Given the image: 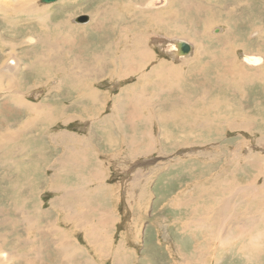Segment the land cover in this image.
I'll list each match as a JSON object with an SVG mask.
<instances>
[{"label":"rangeland","instance_id":"obj_1","mask_svg":"<svg viewBox=\"0 0 264 264\" xmlns=\"http://www.w3.org/2000/svg\"><path fill=\"white\" fill-rule=\"evenodd\" d=\"M36 1L34 0L36 5L43 4L40 0ZM60 1L62 0H57L49 4L53 6L61 5L62 2ZM71 1L73 3L78 2V5H75L76 8L74 7L72 9V5L69 4ZM99 1L103 0H67L62 3L63 7H61V10L57 11L59 14L56 12L57 15L54 14L53 16H58L59 18L66 17L69 15L65 13H70L74 10L73 15H70L71 18L68 17L70 24H73L72 26H82L89 22V11L91 12L96 8H99L97 6L92 8L91 5H96ZM144 1L146 0H110L111 4L117 2L118 12L115 15H110L112 12H109L107 15L110 16L106 15L105 25H102L101 28L92 27V32L88 31L85 33L84 31H69L66 28L64 30V27L60 25V29L56 27L55 33L51 32L50 36H46L45 33H42V28H40L41 24L38 23L34 16L19 12L14 13L10 10H5V8H1L0 40H2L0 41V67L5 65L8 57L14 55L17 57V62H20L21 70L19 68L16 77H13V81L6 79L4 76H0V98L3 97L4 99L3 92L5 91H3V89L6 87L9 90V92L6 93L15 91L18 94L17 91L19 90L26 100L33 102H44V100H47L49 105H51L49 107L52 109L57 107L59 111L67 105L66 99H72L78 92L77 89H72L71 86L68 85V82H72V80L89 83L92 79V86L102 88L101 90H103V92H108L111 96L117 95L118 90L116 85H114L116 80L120 81L121 79L120 84L124 87H127L130 84H135L134 89H136L139 86L138 82H140V84L146 82L143 80L137 81V74L140 71H138L137 64H133L134 67L136 66L135 68H137V70L132 73L125 71V68H122L121 70L116 64L107 67V70L104 68L106 67V64L104 67L102 65L103 62L111 59V57L109 58V54H103V52L108 53L107 45L116 37L111 29L116 26V34H129V37L144 33V37L141 38V35L139 34L137 39L140 37L141 40H147L148 42L151 41L150 37L154 34H161L166 37H183L187 40V42H184L185 44L183 47L189 46L190 50L189 44H192V54L186 57L184 61L178 62V65H183L185 63L182 70L180 69V77L177 75V79L180 81L181 76H183L182 81L180 84L177 83V85L181 86L180 92L187 98V102L182 106L185 111L182 110L180 113L182 116L186 117V119L191 120L193 118L192 120H195V122L197 121L196 123L202 121V116L208 117L209 121H214V125L223 128L221 132L222 138H224L218 143L217 137L213 136L210 131L208 133L207 131H203L204 134L201 135L197 132H193L195 136H187L183 138L179 133V129L175 128L171 123L169 128H171L173 132L170 139L167 138L165 140L161 139V136H158L159 141L157 142L155 141V136H157L155 133L158 132L155 131L152 133L154 135L152 136L153 144L154 142L155 144L153 147L154 149L152 148V151L149 152L150 154L131 152L123 143V135L115 136L119 143L116 149L111 150V147H108V143L104 142V140L100 142L95 138L93 143L86 142V137H88V135L90 136L89 133L93 132V130L88 129V127H91L90 123L96 121V123L105 125L106 123L102 121V118L107 117V112L110 114L109 110L105 108L101 111L103 107L101 108V106H98L96 103L94 105L85 104L78 108L70 106L66 111L63 109V116L65 118H69L70 115L76 114V119H70L73 121L72 123L65 125L61 118L58 116L54 117V120L58 118L57 122L54 123L53 120V123L49 125L47 130H43L45 134L44 136H41L39 133L34 134L39 140L35 142L25 138L28 142V148H31L29 151L28 149L26 151L23 147L25 139H21L20 142L19 137H17L11 145L12 150L15 152V164L19 173V176L16 178V185L14 186L19 187L22 185V187L10 192L8 190L6 193L4 190L6 183L0 184V253H2L3 256L8 257V261L1 264H84L85 261H88L87 264H165L164 256L161 255L159 258L155 259L153 253L149 254L147 246V219L148 211L153 201L152 193L154 177L157 175L187 176V174H196L197 176L202 174V172H204L205 175L206 171H208V169L202 170L205 164L212 165L209 169L208 176L216 174L219 176L221 172L230 169V164H227V153H222V151L219 152V148L221 147L225 152H229L230 149L238 144V142H240V144L238 146L239 149L237 150L238 153L236 151L237 156L239 155V151L243 154L245 146L248 145V148L249 146L252 148L253 156L259 155L261 158L264 157V142L261 143V141H257L264 135V0H156L154 9H147L145 11L150 12L158 10V13H162L159 15V21L157 22L158 25L154 24L155 21H153L154 23L152 24L146 19L154 17L138 13L143 10L137 8L136 5L143 3ZM55 3H57V5ZM101 6H103L102 3ZM185 6L186 9L182 10V12L181 9ZM104 7L110 10L108 6ZM125 8L126 11H124ZM86 10L87 12H85ZM119 11L122 12L120 13ZM118 14L121 16L119 17ZM178 14L180 17L179 20L177 17ZM84 15L87 16V20L76 21ZM138 15L145 16L146 18H140L139 20ZM9 16H13V19ZM127 16L130 17L128 18ZM163 18L171 19L172 23L167 24L162 22L161 20ZM175 21H178V24L182 26L184 25L185 34L184 31L171 29L175 26ZM217 29L218 31H215ZM59 33H61V35H59ZM40 35L44 36L46 43L39 40ZM45 36L49 40H47ZM129 37L127 36L126 41ZM64 38H66V40H64ZM74 42L77 44V47H80L79 49H81L78 56L80 60L79 62L73 61L72 59L74 57L71 58V54L75 51L73 46ZM44 45H46V47H44ZM49 45H52L53 47L51 46V48ZM242 53L248 54L249 57H259L261 61L258 64L251 65L241 59ZM163 56L166 60L172 61L169 56ZM117 57L118 56L116 55L112 58L115 59ZM101 59L103 60L102 64ZM40 61L42 63L44 62L47 66H45L44 63L42 65ZM85 61L87 62L85 63ZM174 61L175 60H173V62ZM186 62H188V65ZM149 64L145 67V70L146 68H150ZM234 65L241 67V69L243 68L242 70L245 72L247 71V73H252V79L256 80L250 81L249 83L234 84L232 87H229L228 83H220L221 85H219V87L217 81L220 79L221 82H223L225 80L224 77L235 82H238L241 79V76L231 69ZM31 66L32 68H30ZM1 70L2 69L0 68V71ZM97 71H103L104 75H96ZM69 75L71 76L69 77ZM115 76H118L119 78H116ZM59 77L64 78L62 81L64 84H61V87L58 88L59 84L54 86L55 84L53 83L54 80L56 81ZM101 78L103 79L101 80ZM247 78L250 79L249 76ZM150 79H152V77ZM14 80L17 82H14ZM198 83L203 88H200ZM195 87H198V89ZM238 87L241 88V90H239ZM55 88L57 90H55ZM213 88H215V90H213ZM205 90L208 91L206 94L204 93ZM171 91H173L171 93L174 95L178 89L174 88V90L172 89ZM27 93L30 94L28 95ZM190 93L193 94L192 97ZM187 94L189 96H187ZM215 99L220 102V105L216 109L212 107L215 105L214 103L218 102ZM202 100L205 102L203 101L202 103ZM221 100L224 102L222 103ZM106 103L107 101L102 106H105ZM110 103L111 100L109 101V109L113 108ZM0 105H2L1 99ZM92 105L95 108L92 107ZM203 107L208 110L203 109ZM241 107L242 109H240ZM84 108L89 110V114L88 112L82 113ZM192 108H194V110H192ZM196 110H199V112H194ZM217 111H219L218 114L221 118L217 117ZM239 111H243L247 114L248 120L246 119V121L251 122L250 126L254 125L252 127L255 129L252 127V131L227 129V123L225 120L233 119L234 114ZM24 114H27V111L24 112ZM51 114L52 113L50 112V116ZM194 115H197V117H193ZM17 116L18 114L12 113L10 115V121L14 120L15 122H18L19 117ZM96 118L100 120L98 121ZM240 121L241 120H238L237 122ZM258 127L260 130L262 129V132L257 131ZM66 132L79 137L75 147L73 145L71 146V143L69 142L60 141L58 133L64 136ZM84 132H87V134H84ZM94 133L97 138L100 136V131L95 129ZM103 134L104 133H101V135ZM33 142L36 144H32ZM211 142L218 143L220 147L215 148L212 146L213 144ZM257 142L258 145L256 144ZM142 145L143 144H140V147ZM36 146L40 147L38 152L34 149ZM70 147L74 149L76 155H79L78 153L82 155L79 157V160L81 162L84 161L83 163L78 161L69 162ZM43 150H45L46 156L42 154ZM197 151L198 153H196ZM35 154H40L42 158L41 163L38 166L31 164V159L38 157ZM144 155L146 156L144 157ZM83 156H88L90 159L87 160V158ZM239 156L237 157L238 159ZM30 157L31 159L29 163L28 159ZM145 158H149V161L144 162L143 160ZM55 159L58 162L64 161L69 167L64 169L59 168V170H57L56 163L54 162ZM193 160L197 161V164L199 163L197 165L198 168L193 171L189 167L183 168L184 172L182 168L169 169L170 167H173L172 164L177 162L182 161L188 165V162ZM239 160L242 161V159ZM171 162L173 163L171 164ZM76 165H80L78 169L75 168ZM213 165H216V167L213 168ZM98 168L102 171V181L105 183L98 186V192L94 193L91 199L84 197V199L79 198L78 200L73 199V196H71L65 199V201L68 202L66 205L63 203L58 207L57 205L52 204L53 198L61 197L63 190L65 192L72 190V186L74 189L82 186L89 175L95 173ZM11 173L13 172L11 171ZM54 173L55 175H52ZM3 174H5L3 168H0V176ZM236 174L242 179V181L247 179V175L244 177L242 171L241 173L237 172ZM220 176L225 175L221 173ZM8 180H10V178H8ZM51 180L59 187V189L55 190L53 193H49L48 191ZM260 180H262L261 176ZM27 181L29 182L27 183ZM98 181L99 180H93L92 183L88 182L86 185L93 187L100 184ZM25 183H27V189L23 185ZM6 185L8 188L9 183ZM238 185L239 184H237V186ZM244 185L245 183H241L239 186ZM84 194L86 195L85 192ZM98 196L100 197L98 198ZM58 200L59 199L54 202L58 204ZM237 202L238 199L236 203ZM96 203H98V207L96 206ZM14 205H16V208ZM34 205L38 206L37 208L44 212L43 218H39V223L36 219V221H32L27 228H23L26 227V223H21V221L30 220L29 216H33L31 208ZM91 205L96 209L93 210ZM246 209V206H238L237 213H244ZM86 210L89 211V213ZM249 212L250 215H246V218L251 216L255 210L252 209ZM69 213L74 215L72 219L68 218ZM105 213L110 217L109 224L103 226V229L100 230L95 226V229L98 231L92 232L94 227L90 225V221L93 223L96 222V217H100ZM84 214L87 215L83 217ZM77 218L79 220H77ZM52 229H55L57 234H62L66 230L72 235V244L77 245L75 248V255L72 259L63 257L52 247ZM219 230L221 231L222 229L219 228ZM43 232L45 234H43ZM94 233H98L99 237L96 238ZM62 249L63 248H61V250ZM82 251L85 253L81 256L80 254ZM24 253H29L31 255L30 262H22ZM18 258L21 259L19 260ZM169 259L170 257L168 256L167 260L169 261ZM183 264H186V261H183Z\"/></svg>","mask_w":264,"mask_h":264},{"label":"bare ground","instance_id":"obj_2","mask_svg":"<svg viewBox=\"0 0 264 264\" xmlns=\"http://www.w3.org/2000/svg\"><path fill=\"white\" fill-rule=\"evenodd\" d=\"M55 1H57V0H55ZM55 1H53V2H55ZM64 1L66 2L67 0H62L60 2L64 3ZM155 1L156 0H146L143 3H140V4L136 5L137 8L143 10V11L138 12L139 14H147L150 17H154V18H146L145 16H142V15L139 16L138 15L139 16L138 17L139 20H140V18L141 19L146 18L148 22H151L153 24L154 23L153 21H155L154 24L158 25L157 22L159 21V15H161L162 13H158V10H154V11H150V12H146L145 11L147 9H154ZM49 3H51V2H49ZM49 3H43L41 5L40 4L36 5L34 0H0V10H1V8H5V10H10L11 12H14V13L19 12V13H22V14L34 16L37 19L38 23L41 24L40 28H42V33H45L46 36L47 35L50 36L51 32L55 33V28L57 27V28L60 29V25L62 27H64L63 28L64 30L66 28L67 30H69V31L73 30L74 32L75 31H78V32L79 31H84L85 33L88 32V31L92 32V30H91L92 27L101 28L102 25H105V18L107 16L115 15L118 12V10H117V2H115L114 4H111L110 0L99 1V3H96V5H91L92 8L95 7V6H97L99 8H96L95 10H93L91 12L89 11V14H88L89 15V22L88 23L83 24L82 26L81 25L80 26H72L73 24L72 25L70 24V20L68 19V17L71 18V16L73 15V11L74 10L72 12H70V13H65V14H68L69 16L60 17L59 18L58 16H53V15L56 14V12L58 10H61V7H63V4L61 3V5H57V3H59V2H57V3H55L57 6H53V5L49 4ZM77 3L76 2L73 3L72 1L69 2V4L72 5V9L74 7L76 8L75 5ZM101 3L103 4V6H101ZM104 6H108L110 10H108ZM84 7H86V6H84ZM82 9H84V8H82ZM184 9H186V6L183 7L181 9V11L184 10ZM2 10H4V9H2ZM80 11H81V9H80ZM124 11H126V8H125ZM85 12H87V10ZM109 12H112V14L107 15ZM84 16L86 17L85 20H87V16L86 15H84ZM120 16L121 15H119V17ZM9 17H11V16H9ZM177 17H178V20H179V18H180L179 14L177 15ZM5 18H6V16H5ZM68 20H69V22H68ZM161 21L164 22V23H167V24L172 23V20L168 19V18H163ZM175 22H176L175 26L172 27L171 29L172 30L175 29V30L184 31V34H185L184 25L182 26V25L178 24V21H175ZM164 23H162V24H164ZM111 30H112V33L116 35V37L111 41V43H109L107 45L108 53L107 52H103V54H109L110 55L109 58L111 57V59L109 61H105V62H103L102 59H101L102 61L100 60L101 64L103 62V64H102L103 67L106 64V67H104L105 70H107V67H109L111 65H114V64H116L118 66V68H120L121 70H122V68H125L126 69L125 71H129V73H132L133 71L137 70V68H138V71L140 70L141 73H140V71L138 72V74H137L138 75V77H137L138 80L137 79L136 80L137 81H142L143 80V81H146V82H144L142 84H140V82H138L139 86L136 89H134L135 88L134 87L135 84H130L129 86L124 87V86H122L120 84L121 83L120 82L121 79H120V81L116 80V82L114 84H116V88L118 90L117 91V95H112L111 96L110 93L103 92V90H101L102 88H97V87L92 86V84H91L92 83V79H91V81L89 83H87V82L82 83L83 81H79V80L78 81L72 80V82L69 81L68 85H70L72 89H77L78 92H77V94L75 93L76 95L72 99H68V98L66 99V101L68 103V104L66 103L68 105L67 107L71 106V107L78 108L79 106H84L85 104H88V103L90 105L91 104L94 105L96 103L98 106H101V108L103 107L102 109L100 108L101 111L104 110L105 108L110 111V114L107 112V117L102 118V121H104L106 123V124L104 123L105 125H102L100 123H93V122L90 123L91 127H88V129L93 130V132L89 133L90 136L88 135V137H86V142L89 143V142H91V139L94 140L96 138V139H98V141H103L104 140L106 143H108V146L114 147V146H116L118 144V139H116L117 137H115V131H116V132H118V133L123 135V137H124L123 138V140H124L123 143H124V145H126L128 147L129 150H131V152L133 151L135 153V151H136V152H142V153H149L150 151H152V148L154 147V144H155V142L153 144L152 136H154V135L152 133H154L155 131L158 132V133H155V135H157V136H155V141H157V142L159 141L158 136H161V139H165V140L167 138L170 139V137L172 136L173 130L171 128H169V125L172 123V125L175 128L179 129V133H180V135L183 136V138L187 137V136H195V134H193V132H197L198 134L201 135V134H204L203 131H207V133L210 131V133L213 136L217 137V141H218V143H220V140L224 138V137L222 138V132H221V130H223V128H219L216 125H214L215 124L214 121H211V120L209 121L208 117L202 116V118H201L202 121L199 120L200 122L196 123L197 121L195 122V120H192L193 118L191 120L190 119H186V117L182 116L181 113H180L182 110H184V108H182V106H184V104L187 102V98L181 94V92H180L181 91V86L177 85V83L180 84V82L182 81V78H183V76H181V81H180L179 79H177V75H179V77H180V71L182 70L183 65H185V63L183 65H178V62L184 61V59L186 57H188V56H190L192 54V49H191L192 44L190 43L191 44L190 45L189 42H188V44L190 45V50L185 52L183 50V44H184L185 41L187 42V40H185V38H183V37H176V36L175 37H166V36H163L161 34H154V35H151V37H150L151 41L148 42L147 40H143V39L141 40V38L145 36L144 33H139L141 35V38L139 37L140 39L139 38L137 39V36H139V34L137 36H133L132 35L133 37H129L130 36L129 34H126V35L116 34V26H114ZM125 30H127V29H125ZM215 31H218V29L215 30ZM58 32H56V33H58ZM105 32H107V31H105ZM71 33H73V32H71ZM119 33H120V31H119ZM59 35H61V33H59ZM127 36L129 37V39L126 41ZM46 39H47V37H46ZM181 39H183V40H181ZM39 40L41 42H45L46 43L45 38H44L43 35L39 36ZM47 40H49V39H47ZM64 40H66V38H64ZM52 41H54V40H52ZM75 42H74V44H75ZM80 42H82V41H80ZM72 43H73V41H72ZM74 44H73V46H74V49H75L76 52L73 51V53L71 54L72 55L71 58L74 57L72 60L75 61V62H79L80 60H79L78 56L80 54L79 51H81V49H79L80 47L79 48L77 47V44H75V45ZM7 45H8V43H7ZM12 45H14V44H12ZM5 46H6V44H5ZM34 46H35V44H34ZM44 47H46V45H44ZM38 51H40V50H38ZM160 53H163V54H160ZM166 54H169V55L171 54V58L170 59L172 61H169V60L165 59V57L163 55H166ZM58 55H57V57H58ZM116 55L118 57L113 59L112 57L116 56ZM241 59L244 62L250 63L251 65L258 64L261 61V59L259 57H256V56L249 57L248 54H246V53H242L241 54ZM173 60H175V61L173 62ZM86 62L87 61H85V63ZM43 63H42V65H43ZM186 63L188 65V62H186ZM51 64H53V63H51ZM60 64H61V62H60ZM133 64H137L138 67L135 68L136 66L134 67ZM148 64H149L150 68L149 69L146 68V70H145V67ZM44 65L47 66L45 63H44ZM0 68L2 69L0 71V76H4V77H6V79H10L11 81H13V77L14 76L16 77V75L18 73V70L20 68V62L18 63L17 62V57H15L13 55L11 57H8L6 62H5V65L0 67ZM30 68H32V66ZM30 68H27V69H30ZM231 69L233 71H236L241 76V79L238 76V78L240 80L238 82H235L233 80H230L229 78L227 79V77H224L225 80L223 82H221L220 79L218 81L216 80L218 82V86L221 85L220 83H228L229 87H232V86H234V84L237 85V84H240V83H249L250 81H255L256 80V79H252L253 78L252 77V73H247V71L246 72L243 71L242 70L243 68L241 69V67H237L236 65H234V66L231 67ZM20 70H21V68H20ZM185 70H186V68H185ZM255 71H257V70H255ZM96 73H94V74L101 75V76L104 75L103 71H100V72L97 71ZM257 73H256V75H257ZM182 74H183V72H182ZM70 76L71 75H69V77ZM124 76H125V74H124ZM248 76H249L250 79L247 78ZM151 77H152V79H150ZM145 78H147V79H145ZM0 79H1V77H0ZM102 79L103 78H101V80ZM63 80H64L63 77H59L56 81L54 80V83H53V84H55L54 86H56V84H59L58 88L61 87V84H64V82H62ZM137 81H135V82H137ZM14 82H17V81L14 80ZM199 83H201V82H199ZM15 85H17V84H15ZM198 87H195V88L198 89ZM201 87L202 86L200 85V88ZM226 87H228V86H226ZM51 88H54V87H51ZM174 88H177L178 91L173 95L171 93L173 91H171V90L172 89L174 90ZM111 89H113V88H111ZM55 90H57V89L55 88ZM213 90H215V88H213ZM239 90H241V88H239ZM3 91H5V92H3L4 93V99H3V97L0 98L1 99V104H2V105H0V149H1L0 150V168H3V171H4L5 174L0 176V184L9 183L8 188L6 187L7 185L5 184V189L4 190L7 193L8 190L10 192V191H13V190H18V189H20L22 187V185L19 186V187H15L14 186V185H16V182H17L16 178L19 176V173L17 171V166L15 164V162H16V159L14 158L15 152L12 150L11 145L17 139V137H19L20 142H21V139H25V138H28L29 140H33V141L36 142L37 140H39V138L34 136V134L39 133L41 136H44L45 134H44L43 130H45V129L47 130L49 125L53 123L54 117L58 116L59 118H61V120L66 125V124H68L70 121H72L76 117V114L70 115L69 118H65L63 116L64 110L61 109V110H59L60 111L59 112L57 107L52 109L51 107H49L51 105H49V102H47V100H44V102H42V101L33 102V101H30V100H26L24 98L23 94L19 90L17 91L18 94L15 91L14 92H10V93H6V92H9V90L6 87H5V89H3ZM45 91H47V90H45ZM149 92H150L151 95L149 94ZM196 92H198V91H196ZM206 92H208V91L205 90L204 93L206 94ZM234 94H236V93H234ZM190 95L192 97L193 94L190 93ZM187 96H189V95L187 94ZM202 97H203V95H202ZM110 100H111L110 104H112L114 110H113V108L109 109V101ZM227 100H229V99H227ZM106 101H107L106 105L102 106V105H104V103ZM203 101L204 100H202V103H203ZM216 101H218V102L214 103L215 104L214 106L211 105L212 107H214V109H216L220 105L219 104L220 103L219 100H216ZM199 102H200V100H199ZM223 102L224 101H222V103ZM227 103H229V102H227ZM93 105H92V107H94ZM204 107H203V109H207V108H204ZM186 109H188V108H186ZM240 109H242V107ZM192 110H194V108H192ZM199 110L198 111L196 110L194 112H199ZM218 110H219V108H218ZM26 111H27V114H24V112H26ZM101 111H100V113H101ZM144 111H146V112H144ZM50 112L53 114V116L51 114L52 118L50 116ZM85 112H88V114H89V110L84 108L82 113H85ZM96 112H97V110H96ZM218 112L219 111H217L216 115H218L217 117L221 118V116H219ZM12 113L18 114V116H17V117H19V121L18 122H15L14 120H13L14 122L10 121V115ZM187 114H189V113H187ZM201 114H203V113H201ZM197 115H194L193 117H197ZM98 118H101V117H98ZM98 118H96V120L99 121L100 119H98ZM70 119H72V120H70ZM195 119H197V118H195ZM234 119H237V120H234ZM246 119H247V114L246 113H244L243 111L236 112L234 114V116H233V119H231V120H227L226 119L225 120L226 123H227V125H226L227 129L228 130L241 129L242 131H246V130L252 131V128H254L252 126H254V125L250 126L251 122H247ZM57 120H58V118H56L54 120V123H56ZM238 120H241V121L237 122ZM257 122H258V120H257ZM82 124H84V123H82ZM93 124L96 125L98 128H102L101 131H100V134L104 133L103 136H100L102 138H100V137L97 138L96 134L94 133V130H95L96 127L93 126ZM90 130H88V131L91 132ZM257 131H261L262 132V129L260 130V128L258 127ZM233 133H236V132H233ZM84 134H87V132H84ZM73 135L74 134H71L69 132H66V134L64 136H62V134L58 133V137L60 138V141L69 142V143H71V146L73 145L75 147V145L77 143V139L79 137L76 136V135L75 136H73ZM127 137H130V138H127ZM208 137H209V135H208ZM249 139H251V138H249ZM240 140H242V139H240ZM177 141H178V139H177ZM228 141H229V139H228ZM257 141H261V143L264 142V135L261 136ZM35 142H33L32 144H36ZM25 143H24L23 147L26 149V151H27V149H28V151H29V149L31 150V148H28V142H27L26 139H25ZM218 143L216 144L215 142H213L212 146H214L215 148H219L220 145ZM140 144H143V145L140 147ZM239 144H240V142H238V144L235 147H233L232 149L229 148L230 149L229 152L227 150H226L227 152H225L224 150H222L221 147L219 148V152L222 151V153L223 152L227 153V155H228L227 164L228 163L230 164V167H229L230 169L228 171L225 169L226 171H223L221 173L223 175L229 177V176H237L236 173L237 172L241 173V171H242L243 174H244V177L247 175V179L245 180L247 182L245 183L244 186H239L240 183H237V184H239L238 186L236 184V186L232 187L233 189L235 188V194L237 193V195H235V201H234V203L232 205L233 208L230 207V206H226V208H230V210H227V211H230L229 214H233V215L230 216L231 218L230 217L222 218L221 216H219L217 220L219 221L221 219L220 224H219V228H221L222 229L221 230L222 233L225 234V236H223V237L224 238H228V236H231L230 237V239H231L230 241L231 242L229 241V244H228L229 246H231V245H236V246L240 245L241 246L240 249L245 250V253L243 254L245 258L258 260L262 253H263V255H261V256L264 257V157L261 158V157H259V155L253 156L252 155L253 151L251 150L252 148L249 146V148H250L249 149L248 145H246L245 148H244L245 150H244L243 154H242L241 151H239V155H240V156L238 155L239 159H242V161H240L237 158L238 156L236 155V151L239 149L238 148ZM256 144L258 145V142ZM263 146H264V144H263ZM138 147H140L141 149L138 148ZM182 147H183V145H182ZM34 149L38 152L40 150V147L36 146ZM224 149H226V148H224ZM201 152H202V150H201ZM263 152H264V150H263ZM196 153H198V151ZM237 153H238V151H237ZM42 154L46 156L45 150L42 151ZM78 154L79 155H76V152L74 151V149L72 147H70V150H69V159H70V161L69 162L78 161L80 163H83L84 161L81 162L79 160V157H81L82 155H80V153H78ZM35 155L38 156V157L33 158V159H31V157H30L28 159V162L30 163V159H31V162H32L31 164H35L36 166H38V165H40L42 158H41L40 154H35ZM74 155H76V156H74ZM132 155H134V154H132ZM145 156L146 155H144V157ZM157 156H159V155H157ZM83 157H86L87 160L90 159L88 156H83ZM148 157H150V156H148ZM143 161L147 162V161H149V158H145ZM54 162L56 163L57 170H59V168L64 169V168L69 167L64 161L58 162L55 159ZM85 163H86V161H85ZM159 163H160V161H159ZM172 163L173 162H171V164ZM198 164H197V161H194V160L193 161H189L188 165L185 162L180 161V162H177L175 164H172L173 167H170L169 169H171V168L181 169L182 168V170H183V168L189 167L193 171L194 169L198 168V166H197ZM79 166L80 165H76L75 168L78 169ZM169 166H171V165H169ZM210 168H211V166H209V164H207V165L205 164L203 166L202 170L208 169V171H206L205 175L208 174ZM257 170H259V171H257ZM11 171L13 173H11ZM256 171H257V173H256ZM101 172H102L101 169L98 168L97 171L95 173H93L92 179L94 178V179L102 181L103 174ZM183 172H184V170H183ZM202 173L204 174V172H202ZM220 174H219V176H220ZM52 175H55V173L52 174ZM195 175L196 174H191V175L187 174V176H195ZM260 176L262 177V180H260ZM8 178H10V180H8ZM238 181H242V179H240ZM28 182L29 181H27V183ZM223 182H225V180ZM229 182L227 181V183H229ZM27 183L23 184L26 189L28 188ZM242 184H244V183H242ZM246 184H248V185H246ZM260 185H262V186H260ZM223 190H224V188H223ZM225 190H227V189H225ZM232 192H234V191H232ZM65 199H67V195L66 194H63L61 197H59L58 206L60 204H63V203L66 205V203H68V202L65 201ZM221 199H222V197H221ZM226 199H227V197H226ZM237 199H238V202L236 203ZM71 201H70V204H71ZM221 202H222V200H221ZM220 204L223 205V203H220ZM14 206L16 208V205H14ZM217 206H218V204H217ZM221 206H218V208L219 207L222 208ZM238 206H246L247 207V209L244 211V213L246 215H250L249 211H251L252 209L255 210V212L252 213L251 216L247 217V219L249 220L248 222H246L245 220H242V219L239 220V218H241V217H239L238 213H237V207ZM37 207L38 206L34 205L31 208V212L33 213V216H29L30 220H28V221L27 220H22L21 221V223L22 222L26 223V227L22 226L23 228H27L28 225L32 221H36V219H37V222L39 223V218H43L44 212H42ZM89 208H90V206H89ZM91 208L93 210L96 209L92 205H91ZM231 209L232 210L234 209V211H231ZM87 212L89 213V211H87ZM219 214H220V212H219ZM85 215H87V214H84L83 217H85ZM239 215H241V214H239ZM100 217H108V214L107 213L102 214ZM234 217H235V219H234ZM77 220H79V219L77 218ZM84 220H85V218H84ZM216 224H218V223L216 222ZM65 232L69 235V237L71 239V242L62 247L63 249H62L61 255L63 257H65V258L67 257V259L68 258L72 259L73 256L75 255V248L77 247V245L76 244H72V242H73L72 241V235L69 233V231L65 230ZM43 234H45V233L43 232ZM50 237H51V235H50ZM52 246H55L54 242H52ZM83 253H85V252L82 251V253L80 255L82 256ZM77 254H78V252H77ZM30 256L31 255L29 253H24V255L22 257L23 258L22 262H24V263L25 262H30L29 261L31 259ZM18 259L20 260L21 258H18ZM7 261H8V257L7 256H3V254L0 253V264L1 263H5ZM87 262L88 261H85L84 264H87ZM262 263L264 264V261Z\"/></svg>","mask_w":264,"mask_h":264},{"label":"crops","instance_id":"obj_3","mask_svg":"<svg viewBox=\"0 0 264 264\" xmlns=\"http://www.w3.org/2000/svg\"><path fill=\"white\" fill-rule=\"evenodd\" d=\"M67 106L68 105H66V107L63 106L65 111L68 108ZM93 123H96V121ZM93 126H95V129L98 131L102 129L94 124ZM99 135L103 136L101 134ZM120 135L122 134L115 131V136ZM93 142L94 140L91 139V143ZM117 145L111 147V150L116 149ZM209 166L212 167V165ZM213 167L216 166L213 165ZM92 175L93 174L89 175L82 186L76 189L72 186V190L65 192L63 190L61 194H66L67 197L73 196V199L78 200L79 198L84 199V197L91 199L92 195L98 192V186L105 183L99 180L98 182L100 184L93 187L87 186L86 184L88 182L92 183L93 180H97L94 178L92 179ZM199 175H157L154 177L153 201L149 208L147 219V246L149 254L153 253L155 259L159 258L161 255L164 256L165 264H183V261H186V264H262L264 259L261 255H263V253L260 255L258 261L245 258L243 255L245 250L240 249V245L229 246L228 244L231 240V236L224 238L223 236H225V234L219 231L221 219L218 221V217L221 216L222 218H226L233 215L229 214L230 211L227 210H230V208H226V206L232 207L235 201V188L233 189L232 187L236 186L237 178L240 180L239 176H208V174L204 175L203 173ZM224 180L225 182H223ZM227 181L230 182L227 183ZM246 182L247 181H238L240 184ZM57 189H59L58 185L54 184L51 180L50 188L48 189L49 193H53ZM99 197L100 196H98V198ZM57 199H59V197H54L52 204L58 206V204L54 202ZM220 203H223L224 206ZM97 204L98 203H96V206L98 207L99 205ZM217 204L218 206L222 205L221 207L224 208H218ZM231 211H234V209H231ZM73 216L74 215L71 213L68 214V218L70 219H72ZM238 216L241 217L239 220L249 221L245 217V213H238ZM96 218V222L93 223L90 221V225L94 227L92 232L98 231L95 229V226L100 230L110 222L109 216ZM216 222L218 224H216ZM94 234L96 238L99 237L98 233ZM52 242L57 245L52 247L61 254V248L70 243L71 239L66 232L57 234L55 229H52ZM168 256L170 257L169 261L167 260Z\"/></svg>","mask_w":264,"mask_h":264},{"label":"water","instance_id":"obj_4","mask_svg":"<svg viewBox=\"0 0 264 264\" xmlns=\"http://www.w3.org/2000/svg\"><path fill=\"white\" fill-rule=\"evenodd\" d=\"M53 1H55V0H40V2H42V3H49V2H53ZM85 19H86L85 16H81V18H79V19L76 20V21H85ZM184 44H185V43H184ZM184 44H183V46H184ZM183 50H184L185 52L189 51V46L183 47Z\"/></svg>","mask_w":264,"mask_h":264},{"label":"flooded vegetation","instance_id":"obj_5","mask_svg":"<svg viewBox=\"0 0 264 264\" xmlns=\"http://www.w3.org/2000/svg\"><path fill=\"white\" fill-rule=\"evenodd\" d=\"M138 5V4H137ZM181 40H183V39H181ZM185 41V40H184ZM186 42V41H185ZM191 45V44H190ZM165 56H169L170 58H171V54L169 55V54H166ZM69 123H72V121H70Z\"/></svg>","mask_w":264,"mask_h":264}]
</instances>
